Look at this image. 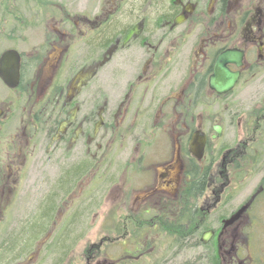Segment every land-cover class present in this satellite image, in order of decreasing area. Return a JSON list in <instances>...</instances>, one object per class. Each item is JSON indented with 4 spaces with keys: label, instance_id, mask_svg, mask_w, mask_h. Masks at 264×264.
<instances>
[{
    "label": "flooded vegetation",
    "instance_id": "af4514ba",
    "mask_svg": "<svg viewBox=\"0 0 264 264\" xmlns=\"http://www.w3.org/2000/svg\"><path fill=\"white\" fill-rule=\"evenodd\" d=\"M5 42L0 264H65L106 202L84 264H264V0H0Z\"/></svg>",
    "mask_w": 264,
    "mask_h": 264
},
{
    "label": "rangeland",
    "instance_id": "374dc122",
    "mask_svg": "<svg viewBox=\"0 0 264 264\" xmlns=\"http://www.w3.org/2000/svg\"><path fill=\"white\" fill-rule=\"evenodd\" d=\"M28 43H32V41H30ZM28 43H19L18 46L16 45L14 47H16L17 49H19L21 52H28L29 48L32 47V45H27ZM11 45H12L11 42H5L3 45H0V51L6 49L8 47L10 48ZM261 88H263V87H261ZM261 91H262V93H258L259 95H261L259 98L262 99V100H264V90H261ZM254 95H250L249 97H252L253 96L252 97V100L256 101L255 100L256 97ZM113 141H114L113 138L112 139L109 138V144L111 145V148L114 151V149H116V147H115ZM130 144H131V142H130ZM158 144H159V141H157V145ZM158 146H154V150ZM130 147L131 148L134 147V144H131L129 146V149H131ZM163 151H165V149ZM117 152H118V154H117L118 158L115 159L116 161L119 160V159H122V155H123L121 153V150L120 151H117ZM154 153H156L157 155L160 154L158 152H154L153 151V154ZM158 159H161L160 156H158ZM119 176H120V180L122 182H124V180H125L124 173L120 174ZM144 177L143 176L138 177L137 180L131 179V178L128 179V181L130 180V182H129L128 185H130L132 188H134V192L136 191V189L137 190H140L139 189L140 187H143L144 185H149L150 184L151 181H150V178L148 177V175H146ZM33 178H34L35 181H37L38 180V174L35 173ZM133 182H134L135 185L133 184ZM140 183H142V186H138V185H140ZM250 187L253 188L252 185L248 186L247 189L243 192L242 196L245 197L246 193L248 191L250 192V190H248ZM241 199H243V198H241ZM170 201H171V199H170ZM107 205H108V202H106L103 206H105L106 208H109ZM256 206H257V209H258V213L263 217L264 216V198L263 197H261L259 200L256 201ZM169 207L171 209V205ZM106 208L103 209V207H102V209L100 208L97 211L98 214H97V217L96 218L94 217L92 230H89L90 232H88V234L83 239V241L80 242L79 247H77V250H75L74 252H72V254L68 258V260L65 262V264H84V261H81V257L80 256H81V253L83 252L85 246L88 244V242L90 240H93V241L97 240V237L105 230V227H103L105 225L103 223L102 213L105 212V209ZM150 240H153V238H151ZM262 240L263 239H261V241ZM210 242H212L214 244L215 243V238H211L210 239ZM256 246L257 247H260V246H264V245L258 243ZM110 248H111L110 251H108L110 255H112V253H114L113 256H115L116 258H122V255L119 256L121 253H123V250L120 247H110ZM222 254H223V256H227L228 258H232V255H229L227 250H225ZM187 255H188V253H186V256ZM243 262L245 263L244 258H243Z\"/></svg>",
    "mask_w": 264,
    "mask_h": 264
},
{
    "label": "water",
    "instance_id": "95a60500",
    "mask_svg": "<svg viewBox=\"0 0 264 264\" xmlns=\"http://www.w3.org/2000/svg\"><path fill=\"white\" fill-rule=\"evenodd\" d=\"M17 53L14 51H8L3 54L0 59V72L1 75L8 74L10 70V62L13 61L15 67H17ZM232 58H239L238 55L232 53H225L218 57L215 68L214 75L210 79V87L217 93H223L229 90L237 79L238 74H231L226 68L225 64L232 62ZM8 82V81H6ZM194 155L195 151L191 150Z\"/></svg>",
    "mask_w": 264,
    "mask_h": 264
},
{
    "label": "trees",
    "instance_id": "16d2710c",
    "mask_svg": "<svg viewBox=\"0 0 264 264\" xmlns=\"http://www.w3.org/2000/svg\"><path fill=\"white\" fill-rule=\"evenodd\" d=\"M63 192H64V191H63ZM45 219H46V218H45ZM82 219H83V218H80V216L77 217V218L75 219V223H74L73 226L71 227V232H72L73 230H74V232H73V233H68V236L72 237V236L74 235V233L80 229L79 226H80V224H81V222H82ZM46 221H47V220H46ZM29 239H31V238H29ZM20 241H26V240H20Z\"/></svg>",
    "mask_w": 264,
    "mask_h": 264
}]
</instances>
